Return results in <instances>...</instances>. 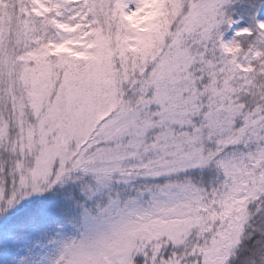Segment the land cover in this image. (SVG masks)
<instances>
[{
    "label": "snow or ice",
    "instance_id": "obj_1",
    "mask_svg": "<svg viewBox=\"0 0 264 264\" xmlns=\"http://www.w3.org/2000/svg\"><path fill=\"white\" fill-rule=\"evenodd\" d=\"M0 264H264V0H0Z\"/></svg>",
    "mask_w": 264,
    "mask_h": 264
}]
</instances>
